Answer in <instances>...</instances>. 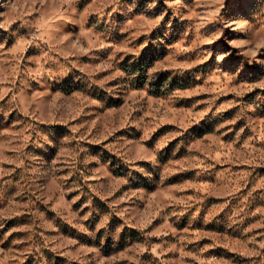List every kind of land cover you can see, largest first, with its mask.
I'll use <instances>...</instances> for the list:
<instances>
[{
	"label": "rangeland",
	"instance_id": "374dc122",
	"mask_svg": "<svg viewBox=\"0 0 264 264\" xmlns=\"http://www.w3.org/2000/svg\"><path fill=\"white\" fill-rule=\"evenodd\" d=\"M0 264H264V0H0Z\"/></svg>",
	"mask_w": 264,
	"mask_h": 264
},
{
	"label": "trees",
	"instance_id": "16d2710c",
	"mask_svg": "<svg viewBox=\"0 0 264 264\" xmlns=\"http://www.w3.org/2000/svg\"><path fill=\"white\" fill-rule=\"evenodd\" d=\"M162 85V84H161ZM162 87H160L159 89H161Z\"/></svg>",
	"mask_w": 264,
	"mask_h": 264
}]
</instances>
